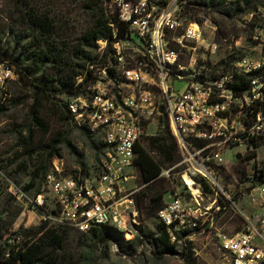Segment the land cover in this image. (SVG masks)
<instances>
[{
  "label": "built area",
  "instance_id": "2783aa9c",
  "mask_svg": "<svg viewBox=\"0 0 264 264\" xmlns=\"http://www.w3.org/2000/svg\"><path fill=\"white\" fill-rule=\"evenodd\" d=\"M111 1L128 33L119 39L118 27L111 24L112 51L104 63L89 65L93 78L85 93L68 98L74 123L102 145L100 160L91 170L68 175L64 158L57 157L44 190L33 200L16 185L10 193L45 221L54 214L83 234L139 225L136 147L166 118L186 165L182 176L193 187L201 180L197 195L187 200L171 192L157 213L170 243L176 244L190 222L196 226L207 215L203 190L221 188L214 166L227 163V152L233 151L235 160L239 154L254 155L251 163L264 153V14L249 15L248 44L235 43L244 54L225 66L216 60L222 50L217 27L187 23L181 0ZM108 47V39L97 41L101 57ZM17 78L9 60L0 61V115ZM84 78L79 76L77 85ZM244 82L247 86L238 89ZM173 169L163 168L161 177L170 180ZM257 189L264 193V184ZM217 238L229 264H264V233L219 232Z\"/></svg>",
  "mask_w": 264,
  "mask_h": 264
},
{
  "label": "rangeland",
  "instance_id": "374dc122",
  "mask_svg": "<svg viewBox=\"0 0 264 264\" xmlns=\"http://www.w3.org/2000/svg\"><path fill=\"white\" fill-rule=\"evenodd\" d=\"M1 1L0 49L7 55H13L10 59L16 66V72H20L8 87L7 108L0 115V242L8 246L15 235H20L23 243L39 242L41 235H27V231L38 228L46 221L40 212L17 201L10 188L12 185L22 188L31 200L44 190L45 175L41 171L38 173V169L45 158L43 147L46 143L58 132H66L69 142L84 156L86 169L91 170L97 164L89 139L99 144L97 138L91 137L73 120L62 119L68 113L65 104L69 99L60 93L56 78L60 71L65 77L71 75L73 69L77 68L76 64L83 62L75 58L73 52L80 38L93 27V16L99 15V8L91 6L92 1L89 0ZM181 1V14L187 23L197 21L205 27L216 26L228 37L218 39L222 43V50L217 61L227 60L232 54L235 57L244 54L243 49L235 43L239 40L240 46L248 44L246 20L254 12L264 14V0H213L215 7L195 11L191 10L193 5L190 3L196 0ZM100 6L106 9L107 16L116 11L111 0H100ZM29 12L47 16L52 21L51 32L43 35V30L28 24ZM193 13L197 15L191 18ZM236 35L239 36L236 38ZM49 50L61 53L62 63L39 69V63L34 61L33 56ZM34 84L47 88L49 95L42 94L37 98ZM35 109L44 120L47 131L34 125ZM163 120L165 118H162L157 131L151 127L150 136H156L165 126ZM32 128L34 139L31 145L26 146L25 139ZM144 146L156 160L162 161V157L148 146L147 141ZM60 148L67 174H76L80 169L77 157L70 152L67 144H62ZM36 150V154L29 155L30 151ZM260 157L259 161L251 163L242 154L235 160L233 151L227 152V163L214 166L222 189L217 188L216 193L204 188L202 206L208 213L196 226L192 222L187 225L179 236L180 241L172 244L173 250H167L157 241L160 223L157 216H150L138 205L139 225L128 230L112 228L114 232L108 238L80 233L58 221L52 214L53 218L47 219L48 225L62 233L65 241L62 249L51 246L47 253L55 258V264H229L218 244L219 232L236 234L246 231L253 232L257 237L264 233V193L257 189L264 184L263 152ZM171 167H174L171 179L163 176V181L154 184L156 190L165 191V204L171 200V192L187 200L197 195L201 180L197 178L194 187L191 182H186L188 178L185 180L182 176L186 165L182 160ZM138 186L140 193L148 188L141 183V179Z\"/></svg>",
  "mask_w": 264,
  "mask_h": 264
},
{
  "label": "trees",
  "instance_id": "16d2710c",
  "mask_svg": "<svg viewBox=\"0 0 264 264\" xmlns=\"http://www.w3.org/2000/svg\"><path fill=\"white\" fill-rule=\"evenodd\" d=\"M92 1L91 6L99 8V15H94L95 23L90 30H88L81 38L77 49L73 52V56L79 60H82V63L76 64V69H73L72 74L69 76H64L63 72H59V77L56 80L59 81L60 93H63L70 97L79 96L85 93V88L88 85L89 81L93 78V72L89 69V65L93 62L104 63L107 55L112 51V41L113 36V27H118L119 34L118 38H124L128 33V25L122 22L119 18L118 10L108 14L106 9L100 6V0H89ZM163 4H166L168 0H161ZM192 6L191 10L195 11L202 9H211L215 7L213 0H196L190 3ZM110 13V12H108ZM27 22L33 27L40 28L43 30L42 34L45 35L50 33L53 29L52 21L47 16H37L34 12L28 13ZM197 13H193L191 18L196 16ZM208 15V13H207ZM248 33V37L251 36L252 32L250 29L245 28ZM244 31V32H245ZM239 36V35H238ZM235 36L236 38L238 37ZM227 39L225 33L221 30H218V39ZM100 39H108L109 47L104 56H100L97 53V41ZM2 38L0 37V42ZM230 41V40H229ZM19 44V42L17 43ZM26 51H30L24 47ZM235 50V49H233ZM31 55V54H30ZM33 56V55H32ZM39 56V57H38ZM61 53H54L49 50V52H41L40 54L34 55V61L38 62L39 69L46 67L47 65H55L62 63ZM10 57H13L12 54L7 55L5 51L0 49V61L9 60L11 66H15ZM236 59L235 54L228 57L227 60H222L221 65L228 66L231 62ZM16 68V66H15ZM30 72V70H28ZM20 73V72H19ZM18 73V74H19ZM23 74L21 73V77ZM79 76H84V83L77 85V78ZM247 84L244 82L241 86H237L238 89H244ZM34 88L37 90L38 95L48 94V89L40 84H34ZM8 104V103H7ZM68 109L67 115L62 118L63 120L69 121L73 120L72 114L70 112L68 104H65ZM7 108V105L3 107V112ZM2 112V113H3ZM34 125L44 131H47L44 120L39 116V112L35 109L33 114ZM165 125L158 132L156 136H147L143 139L142 143L136 147V165L141 174V183L145 184L148 188L144 192H139L137 195V204L140 208L145 209L150 216H157L159 210L165 206L164 202V192L156 190L154 184L157 182L163 181L161 173L163 168H172L171 166L175 164L176 161L182 160V156L179 150L178 142L172 131L170 129L168 119L162 121ZM34 139L33 128L29 130V136L25 139V145L29 146L32 144ZM90 147L94 152L95 160L98 162L100 160V154L103 150L102 145L96 144L91 138ZM145 141L148 142V146L156 151L161 157L162 161L156 160L148 148L144 146ZM62 144H67L70 148V152L77 157V164L80 169L83 171L86 169V164L83 160L84 156L75 148L68 140V134L66 132H58L56 136L49 142L46 143L43 147V154L45 155L43 164L38 169V173L41 171L45 178L51 168L52 162L61 156ZM37 153V150L34 152L30 151L29 155H34ZM252 157H247V160H250ZM168 164V165H167ZM157 230L159 232V237L157 238L158 243L165 247L167 250H173L174 245L169 241V237L166 231V226L162 223L158 224ZM113 229L109 227L103 228L101 231L93 230L91 233L96 237L102 235L103 238H108L113 234ZM27 235L35 233V235H41L39 242L35 243H26L22 241L20 235H15L11 238V243L7 245L0 242V264H55V258L48 254V248L51 246L63 248L65 237L52 227H49L48 222H44L38 228H32L27 231ZM17 237H21L20 242L17 244L13 243Z\"/></svg>",
  "mask_w": 264,
  "mask_h": 264
},
{
  "label": "bare ground",
  "instance_id": "6f19581e",
  "mask_svg": "<svg viewBox=\"0 0 264 264\" xmlns=\"http://www.w3.org/2000/svg\"><path fill=\"white\" fill-rule=\"evenodd\" d=\"M188 180V182H190V180L189 179H187Z\"/></svg>",
  "mask_w": 264,
  "mask_h": 264
}]
</instances>
